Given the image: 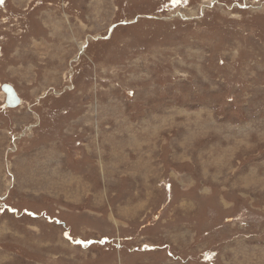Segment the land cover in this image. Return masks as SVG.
Wrapping results in <instances>:
<instances>
[{
	"label": "rangeland",
	"instance_id": "rangeland-1",
	"mask_svg": "<svg viewBox=\"0 0 264 264\" xmlns=\"http://www.w3.org/2000/svg\"><path fill=\"white\" fill-rule=\"evenodd\" d=\"M0 264H264V0H0Z\"/></svg>",
	"mask_w": 264,
	"mask_h": 264
},
{
	"label": "water",
	"instance_id": "water-1",
	"mask_svg": "<svg viewBox=\"0 0 264 264\" xmlns=\"http://www.w3.org/2000/svg\"><path fill=\"white\" fill-rule=\"evenodd\" d=\"M2 89L7 95L6 102H5L7 107L15 108L21 104L18 95L16 94L15 90L13 89L11 85H8V84L3 85Z\"/></svg>",
	"mask_w": 264,
	"mask_h": 264
},
{
	"label": "bare ground",
	"instance_id": "bare-ground-1",
	"mask_svg": "<svg viewBox=\"0 0 264 264\" xmlns=\"http://www.w3.org/2000/svg\"><path fill=\"white\" fill-rule=\"evenodd\" d=\"M13 87V86H12ZM13 89H14V87H13ZM15 90V89H14ZM15 92H16V94H17V91L15 90ZM5 93V92H4ZM5 95H6V93H5ZM18 95V94H17ZM7 96V95H6ZM19 97V96H18ZM20 99V98H19ZM20 102H21V99H20ZM22 103V102H21ZM21 105V104H20ZM19 105V106H20ZM10 108V107H9Z\"/></svg>",
	"mask_w": 264,
	"mask_h": 264
}]
</instances>
